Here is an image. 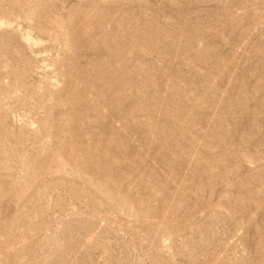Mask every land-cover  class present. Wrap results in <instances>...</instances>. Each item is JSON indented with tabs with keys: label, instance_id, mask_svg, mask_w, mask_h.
Returning a JSON list of instances; mask_svg holds the SVG:
<instances>
[{
	"label": "rangeland",
	"instance_id": "374dc122",
	"mask_svg": "<svg viewBox=\"0 0 264 264\" xmlns=\"http://www.w3.org/2000/svg\"><path fill=\"white\" fill-rule=\"evenodd\" d=\"M0 264H264V0H0Z\"/></svg>",
	"mask_w": 264,
	"mask_h": 264
},
{
	"label": "bare ground",
	"instance_id": "6f19581e",
	"mask_svg": "<svg viewBox=\"0 0 264 264\" xmlns=\"http://www.w3.org/2000/svg\"><path fill=\"white\" fill-rule=\"evenodd\" d=\"M28 40V39H27Z\"/></svg>",
	"mask_w": 264,
	"mask_h": 264
}]
</instances>
